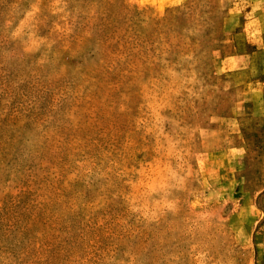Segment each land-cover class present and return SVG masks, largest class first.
Here are the masks:
<instances>
[{
    "label": "rangeland",
    "instance_id": "rangeland-1",
    "mask_svg": "<svg viewBox=\"0 0 264 264\" xmlns=\"http://www.w3.org/2000/svg\"><path fill=\"white\" fill-rule=\"evenodd\" d=\"M258 36L263 0H0V264H264Z\"/></svg>",
    "mask_w": 264,
    "mask_h": 264
},
{
    "label": "crops",
    "instance_id": "crops-1",
    "mask_svg": "<svg viewBox=\"0 0 264 264\" xmlns=\"http://www.w3.org/2000/svg\"><path fill=\"white\" fill-rule=\"evenodd\" d=\"M264 1V0H263ZM259 41H260V44H262V45H264V37H260V36H258V37H256ZM259 47H260V45H259Z\"/></svg>",
    "mask_w": 264,
    "mask_h": 264
}]
</instances>
